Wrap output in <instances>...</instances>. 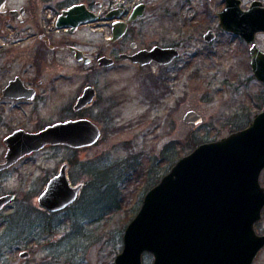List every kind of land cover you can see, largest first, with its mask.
<instances>
[{
	"label": "rangeland",
	"instance_id": "1",
	"mask_svg": "<svg viewBox=\"0 0 264 264\" xmlns=\"http://www.w3.org/2000/svg\"><path fill=\"white\" fill-rule=\"evenodd\" d=\"M101 1L105 9L122 0ZM139 1L147 4L146 12L124 51L136 49L131 41L137 48L176 46L181 53L174 61L142 66L115 55L116 63L101 68L56 49L40 73L35 68L25 71L38 87L34 101L0 102L1 162L7 151L3 140L18 128L37 132L59 120L87 117L102 130L93 145H46L1 171L0 195L15 193L16 198L0 212V264H114L125 229L146 193L195 148V141L199 145L242 129L263 109L264 84L253 76L245 44L228 38L220 26L218 12L225 0H128L127 6ZM29 2L10 0L9 6ZM35 4L43 24L40 1ZM28 23L36 26L38 38L40 26L34 19ZM30 25L18 26L28 30ZM210 29L215 37L207 41ZM47 33L56 43L70 38L62 31ZM73 37L82 45L93 38L104 43L102 28L85 27ZM15 39L13 31L0 38V87L24 65H32L26 48L34 41ZM257 44L264 49L263 32ZM88 83L96 87L97 96L76 110L77 97ZM189 110L201 114L202 122H185ZM64 162L69 163L72 183H83L84 188L66 211L48 214L37 199ZM261 183L264 186V170ZM256 230L264 234V209ZM25 249L31 252L28 258L19 255ZM143 259L151 264L153 255L145 253ZM253 264H264V247Z\"/></svg>",
	"mask_w": 264,
	"mask_h": 264
},
{
	"label": "water",
	"instance_id": "2",
	"mask_svg": "<svg viewBox=\"0 0 264 264\" xmlns=\"http://www.w3.org/2000/svg\"><path fill=\"white\" fill-rule=\"evenodd\" d=\"M81 8L82 5H76L65 11L59 16L57 26L77 27L91 21L93 18ZM245 9L242 0H226V6L218 12L219 23L222 29L241 34L254 43L251 64L255 77L264 83V51L254 42L256 33L264 30V3L257 0L250 11ZM6 10V0H0V12ZM145 10L146 4L140 3L129 21H116L113 40L120 38L128 24L144 15ZM214 37L211 29L205 33L207 41ZM179 56L177 47L160 45L121 54L122 58L142 66L153 61L169 64ZM82 57L81 51H77L76 58ZM99 63L109 66L114 59L102 55ZM22 83L21 77L11 79L0 99L34 98V91ZM96 95V87L87 85L77 98L75 109L86 107ZM202 120L196 110H189L184 116L187 123L199 124ZM101 135L100 126L87 117L55 122L37 132L16 129L5 138L7 152L5 160L0 162V172L46 145L82 148L95 144ZM68 168L69 163L65 162L48 181L38 198L41 206L59 211L78 199L83 183L73 185ZM263 170L264 107L248 126L220 139L200 143L180 157L148 190L141 208L125 229L123 248L114 264H145V253L153 255L151 264H253L264 247V234L256 230L264 209ZM14 197L13 193L0 196V211ZM27 255V251L21 253L22 257Z\"/></svg>",
	"mask_w": 264,
	"mask_h": 264
},
{
	"label": "flooded vegetation",
	"instance_id": "3",
	"mask_svg": "<svg viewBox=\"0 0 264 264\" xmlns=\"http://www.w3.org/2000/svg\"><path fill=\"white\" fill-rule=\"evenodd\" d=\"M38 1H40V4L42 6V14H41L42 18L41 19L43 20V24H40L38 22L40 13L37 11L38 10L37 4H35L36 0H30L29 4L21 5V6H18V7L17 6H9L10 0H6L7 10L4 11V12H0V15L3 16V19L0 22V38H2L3 33H5L6 31L7 32L8 31H13L15 33V38H16L15 42H20L22 39H24V37H29L31 40L34 41L32 44L28 45L27 48H26L27 49L26 53H28V54L30 53L31 57L33 58V60H31L32 65H29V66L28 65H24L22 67V70L19 73H16V75L13 78H11V79H14L16 77H21L23 79V83L22 84L26 87V89H32L31 91H34V98L28 99L27 97L16 98V97L7 96V97L1 98L0 102L1 101L3 102L5 100H13V101L14 100H17V101L24 100V101H29V102L30 101H34L37 98V96H38V87L35 84V81L33 79H30V76L25 74V71L28 72L29 69L32 70L33 68H35V70L40 73L42 71V69L46 66V64H45L46 59L48 57L50 58V56L52 55V53L56 49H63V50L66 49L67 51H69L71 53L73 58L76 61H78L79 63H86V60H87V61H89V63H94L95 67H96V64H97V67H98V66H100L99 58L102 55H106V56L112 57L114 59L115 63H116V56L118 58L123 59V60L131 61L128 58L127 59L122 58L121 54H123V53L133 54V53L137 52L138 50L150 49V48H152L153 46L156 45V44H154V45H152L149 48H145V47L144 48H137L138 43L136 41H131L130 42V46L132 48H136V49H134L133 52L130 51L129 49L127 51H124V49H123V48H125L127 46L128 42H129V40H128V38L130 39L129 35L134 30V27L139 22H141V20L144 17L145 13H144V15L139 16L135 20L130 22L128 24L126 32L120 38H118L116 40H113V35H114L113 34V29H114L115 22L119 21V20L120 21H125V22L129 21L131 13L133 12V10L136 7V5H138L140 3L146 4L143 1L135 2L132 7H128L127 6V1L128 0H122L121 2H119L117 4L115 3V1H113L112 5H110L108 8L106 7L105 9H102L104 4H103V2L101 0H38ZM76 5H82L81 10L85 11L87 16L91 17L93 19L91 21L87 22V23H82V24L78 25L77 27H73V25H68V26H64V27H58L57 26V22H58L59 16L61 14H63L65 11H68L70 8H72V7L76 6ZM242 6H243V1H242ZM146 8H147V4H146ZM145 12H146V10H145ZM33 19L40 26V30H42V32H39L38 38H36V35H37L36 26L33 23H31V25L28 23L29 21H31ZM15 21H18V23L21 24V25H24L25 23H27L30 26H29L28 30H24L23 27H19L18 26L19 24L18 25L15 24L14 23ZM48 26L50 27L51 30L62 31L64 34H68L70 36V38L68 40L63 41L62 43L52 42V39L50 37V34H51L50 33V29H47ZM85 27L89 28L91 31H97V30H100L102 28L103 29V38H104L103 46H105V48H108V49L110 48V50L108 52L104 51L102 49L103 46L101 45V42L99 41V39L96 40V39L93 38L87 44L82 45V44H80L79 40H77L74 37L72 38V36L76 32H78L79 30H81V29H83ZM223 30H225V29H223ZM47 31H49L50 34H48ZM23 32H27V35L25 36ZM225 32H226V36L228 38L229 37H233V38L239 40L241 43H243V45L245 44V49H246V51L249 54V64L251 66V70L253 72V76L255 77L254 71H253V68H252V64H251V60H252V52H251V50H252V47H253L254 43L248 42L246 40V38L243 37L241 34L235 33L233 31H228V30H225ZM262 32L264 33V30L258 31L256 33V38H255L254 42L262 51H264V49H262L257 44L258 34L262 33ZM133 43H136V46H133ZM174 47H176V46H174ZM17 48H18V46H17ZM77 51H81V53H82L83 57H82L81 60H78L76 58ZM241 52H242V50H241ZM132 63H134V62H132ZM152 63L159 64L158 62L153 61V62H151V63H149L147 65H150ZM135 64H138V63H135ZM159 65H168V64H159ZM105 67L106 66H101V68H105ZM9 81L3 87H0V93L3 91V89L9 83ZM38 81H39V83H42V79L41 78H39ZM87 85H92V84L88 83ZM84 88H83V90H84ZM26 91H28V90H26ZM80 95H78V97ZM5 98H7V99H5ZM71 119H73V118H71ZM66 120H68V119H66ZM59 121H57V122H59ZM62 121H65V120H62ZM5 138H6V136H5ZM5 138L3 140L4 143H5ZM55 146L68 147L66 145H55ZM68 148H70V147H68ZM5 156H6V153L4 155V159H5ZM59 171H60V169H59ZM56 174H54V175H56ZM68 176H69V172H68ZM69 178H70V176H69ZM70 180H71V178H70ZM77 184H79V183H77ZM77 184H73V185H77ZM46 186H47V184H46ZM83 188H84V184H83V187L81 188V190L79 192V196H80ZM13 194L15 195V193H13ZM0 196H2V195H0ZM15 198H16V195L14 197V200H15ZM38 202H39V200H38ZM71 205H73V203L68 205L64 209L59 210V211H51V210H49V209H47V208H45V207H43L41 205H40V207L45 212H47L48 214H51V213H59V212H62V211H66V209H68ZM25 251L28 252V255L26 257H24V258L30 257L31 256V252H30V250H27V249L20 251V253H19L20 257H22L21 253L25 252Z\"/></svg>",
	"mask_w": 264,
	"mask_h": 264
},
{
	"label": "clouds",
	"instance_id": "4",
	"mask_svg": "<svg viewBox=\"0 0 264 264\" xmlns=\"http://www.w3.org/2000/svg\"><path fill=\"white\" fill-rule=\"evenodd\" d=\"M257 0H244V3L247 5V8L245 9V11H250L251 10V5L253 3H256ZM261 3H264V0H260ZM228 9H225V11H227Z\"/></svg>",
	"mask_w": 264,
	"mask_h": 264
},
{
	"label": "trees",
	"instance_id": "5",
	"mask_svg": "<svg viewBox=\"0 0 264 264\" xmlns=\"http://www.w3.org/2000/svg\"><path fill=\"white\" fill-rule=\"evenodd\" d=\"M197 145H198V141H195V144L193 146L196 147Z\"/></svg>",
	"mask_w": 264,
	"mask_h": 264
}]
</instances>
